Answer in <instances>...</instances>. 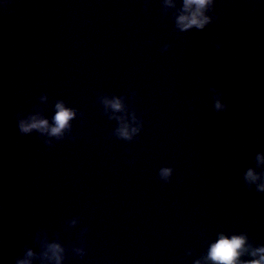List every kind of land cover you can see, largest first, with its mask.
Instances as JSON below:
<instances>
[{"label":"water","instance_id":"obj_1","mask_svg":"<svg viewBox=\"0 0 264 264\" xmlns=\"http://www.w3.org/2000/svg\"><path fill=\"white\" fill-rule=\"evenodd\" d=\"M172 5L0 0V264H57L53 244L60 264H212L222 233L264 246L246 180L264 183V0H214L187 31ZM59 103L76 113L61 135L21 131L54 127Z\"/></svg>","mask_w":264,"mask_h":264},{"label":"clouds","instance_id":"obj_2","mask_svg":"<svg viewBox=\"0 0 264 264\" xmlns=\"http://www.w3.org/2000/svg\"><path fill=\"white\" fill-rule=\"evenodd\" d=\"M169 5H172V0H168ZM214 3V0H184V12L177 18L178 26L183 31H187L193 27L203 29L208 23H210V17L205 15V11ZM105 104L115 111L123 110V103L119 98L111 100H105ZM57 114L54 117L55 126L50 127L48 120L42 119L36 116L31 117L29 120H22L20 122V129L23 133H30L33 130H39L44 133H49L54 136H59L63 131L70 127V121L75 117L76 113L64 106L63 103L57 104ZM219 102L217 108H222ZM117 119H122L116 117ZM138 129L131 128L126 123H122V127L119 130V134L127 139H131L132 134L137 132ZM260 161L264 163V156L259 157ZM171 173L170 169H165L162 173L167 177ZM246 180L249 184L257 183L258 190L264 192V183H258L261 177L257 175L254 170H249L246 174ZM52 256L56 260L57 264H60L63 249L58 244L50 246ZM245 254H250L253 259L243 260ZM32 253L29 252V256ZM207 261H211L212 264H264V246L258 248H251L248 244V237L246 234L228 236L220 234L219 239L211 244ZM20 264H29L28 261H21ZM196 264H201L197 261Z\"/></svg>","mask_w":264,"mask_h":264}]
</instances>
